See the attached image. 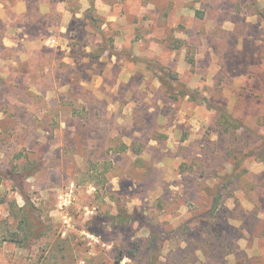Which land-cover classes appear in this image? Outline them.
I'll return each mask as SVG.
<instances>
[{
    "label": "rangeland",
    "instance_id": "rangeland-1",
    "mask_svg": "<svg viewBox=\"0 0 264 264\" xmlns=\"http://www.w3.org/2000/svg\"><path fill=\"white\" fill-rule=\"evenodd\" d=\"M0 264H264V0H0Z\"/></svg>",
    "mask_w": 264,
    "mask_h": 264
},
{
    "label": "trees",
    "instance_id": "trees-1",
    "mask_svg": "<svg viewBox=\"0 0 264 264\" xmlns=\"http://www.w3.org/2000/svg\"><path fill=\"white\" fill-rule=\"evenodd\" d=\"M188 62L191 64V65H193L194 64V60H193V58L192 57H189L188 58ZM170 78L173 80V82L174 83H176V82H178L177 81V78H176V75H172V76H170ZM163 83V85L166 87V92H167V94L171 97V98H173V99H176L177 97H176V95L174 94V92H173V88L171 87V83H169V82H166V81H163L162 82ZM179 93L180 94H188L189 92H188V90H183L182 88H179ZM218 111L220 112V116H221V118L223 119V122L224 123H230V119H229V117H228V115L226 114V112H225V110L223 109V108H218ZM121 149H123V148H117L116 150H121ZM103 165H105L104 167L105 168H107V163L106 162H104L103 163ZM37 168H38V166H37V164H26V165H24L23 166V169L21 170V172L23 173L22 175L25 177H27V176H29V175H31L34 171H36L37 170ZM120 217H125V214H119V216H116V218L117 219H120L121 221H125L126 220V218H120ZM10 239L12 240V241H15V242H19V238L17 237L16 238V234H15V232H12V234H11V236H10ZM21 241V240H20Z\"/></svg>",
    "mask_w": 264,
    "mask_h": 264
}]
</instances>
